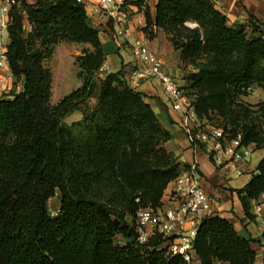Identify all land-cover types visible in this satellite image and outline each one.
Segmentation results:
<instances>
[{"label":"trees","instance_id":"obj_1","mask_svg":"<svg viewBox=\"0 0 264 264\" xmlns=\"http://www.w3.org/2000/svg\"><path fill=\"white\" fill-rule=\"evenodd\" d=\"M22 7L31 32L23 37L14 8L7 51L22 88L0 100V264H186L168 254L160 235L136 242L137 212L158 208L187 169L167 151L172 137L149 97L131 88L123 67L101 72L99 31L75 0H29ZM146 10L143 31L152 37V28L162 30L181 63L195 65L183 91L197 119L253 152L264 150V102L239 101L253 86L264 91V25L250 18L228 26L211 0H158L153 21ZM59 43L89 48L75 59L81 87L51 106L52 75L43 61ZM92 99V108H81ZM76 111L81 120L66 125ZM235 192L252 218L250 202L264 194V158ZM57 193L59 212L51 217L48 203ZM255 244L264 250L262 238H241L230 222L211 215L198 226L193 250L200 264H256Z\"/></svg>","mask_w":264,"mask_h":264},{"label":"built area","instance_id":"obj_2","mask_svg":"<svg viewBox=\"0 0 264 264\" xmlns=\"http://www.w3.org/2000/svg\"><path fill=\"white\" fill-rule=\"evenodd\" d=\"M18 0H0V75L10 73L7 59L9 27L12 11ZM86 11L92 26L107 30L113 41L128 46L136 64L127 76L131 87L137 88L141 81L156 82L165 97L167 106L181 116V126L192 148H205L215 166L231 169L234 177L243 175L253 153V146L241 145L240 139H231L223 128L199 121L189 97L177 80L164 69L163 63L141 40L132 38L130 23L135 20L137 27H145L144 12L146 0H75ZM5 80L0 77V88ZM22 86L15 87L19 93ZM169 205L152 210L140 209L136 215V242L143 244L154 235L166 239L168 254L180 257L186 264H200L193 250V242L201 221L211 216L213 199L200 186L195 168L181 173L170 183ZM264 201L254 208L264 224ZM189 227L185 228V225ZM264 240V233L261 235ZM222 264V263H218Z\"/></svg>","mask_w":264,"mask_h":264},{"label":"crops","instance_id":"obj_3","mask_svg":"<svg viewBox=\"0 0 264 264\" xmlns=\"http://www.w3.org/2000/svg\"><path fill=\"white\" fill-rule=\"evenodd\" d=\"M147 1V15L150 20L155 19L156 5L158 0ZM214 8L224 15L228 26L248 25L250 18L264 25V0H211ZM145 18V14H144ZM92 21H90L91 23ZM93 23H91L92 25ZM132 38L143 41L148 48L154 52L163 63L164 69L171 72L177 80L179 86L183 87L182 79L186 76V71L180 67V52L175 51L171 46L168 36L162 30L152 28V37L143 31L144 27H137L135 20L130 23ZM99 40L105 54V61L101 72L103 74L115 73L121 67L129 73L135 69L136 64L131 56L130 50L125 44L115 46L107 30L99 31ZM5 80L4 88H0V100L10 99L8 91L14 92L12 88L14 80L11 73L0 75ZM22 86V81L19 82ZM139 93L149 97L148 103L152 107L159 123L167 130L172 139L166 144L168 152L172 153L182 166L187 169L184 172H190L194 167L199 177L200 186L203 191L209 195L214 203L212 207V216H219L230 222L237 234L244 239H259L264 233V224H262L259 215L254 214L255 206L264 201V194H261L256 200L250 202V214L252 218H247L243 207L236 194V190L242 189L251 180L252 175L262 158L264 150L256 151L259 156L256 159L255 168L251 167V160L243 168V175L236 181H228L227 174H234L231 169L215 166L210 160L205 148H192L185 136L181 126V116L173 112L166 103L165 97L160 86L154 81H141L137 88L131 87ZM4 94V95H3ZM170 184L164 192L161 203L169 205ZM264 214V211H262ZM189 224L185 225V228ZM120 238L117 237L116 240ZM257 252L256 264H262L264 260V250L255 244L253 246Z\"/></svg>","mask_w":264,"mask_h":264},{"label":"rangeland","instance_id":"obj_4","mask_svg":"<svg viewBox=\"0 0 264 264\" xmlns=\"http://www.w3.org/2000/svg\"><path fill=\"white\" fill-rule=\"evenodd\" d=\"M29 2V0H18L15 10L19 12V14L23 18V37L27 38V36L31 32V27L27 23L25 13L23 11L22 2ZM185 27L192 30L197 28V25L192 22L185 23ZM250 34V32H248ZM169 39V38H168ZM113 41V40H112ZM115 46L121 44V42L116 43L113 41ZM89 48L88 45H81V44H71V43H59L58 45L54 46L52 49V55L50 58L45 59L43 61V67L48 69L52 75V83H51V98H50V105L56 106L64 97L76 91L81 87V81L77 78L78 68L75 64V59L81 56L82 50ZM203 62L202 59H197L195 64ZM194 66L191 63L184 65L180 61V67L183 71H186V76L182 79L183 81V90H187L188 84V77L190 74L194 73ZM13 85L16 87L20 85L16 83ZM15 87L12 90H15ZM188 91V90H187ZM12 91H8L7 95L11 94ZM4 95V94H3ZM239 101L248 106H255L260 102H264V91L260 88L253 86L250 90L247 91V95L245 97H241ZM95 105V100L92 99L91 101L86 102L82 105V109L85 106L92 108ZM82 118L81 112H74L71 115H68L63 122L66 125H71L72 123L80 121ZM217 119L218 123H222V120L219 118ZM259 154L257 152H253L249 158V162L251 160V167L255 168L256 159L258 158ZM239 178V177H238ZM238 178L233 177L231 174H227L228 181H236ZM60 195L59 193L51 199L48 203V213L51 217H55L59 212V205H60ZM128 224L131 225V219L127 218ZM136 223V218L134 220V225ZM116 244H124V240L117 239L115 241Z\"/></svg>","mask_w":264,"mask_h":264}]
</instances>
